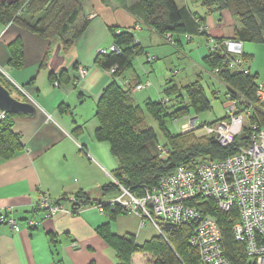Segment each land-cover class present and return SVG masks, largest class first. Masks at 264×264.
Segmentation results:
<instances>
[{
	"label": "crops",
	"instance_id": "0c3cea01",
	"mask_svg": "<svg viewBox=\"0 0 264 264\" xmlns=\"http://www.w3.org/2000/svg\"><path fill=\"white\" fill-rule=\"evenodd\" d=\"M138 3L139 0H125V8L112 0H84L82 16L88 25L66 55L57 42L42 40L11 25L0 26L1 73L25 93V101L36 107L35 116H17L13 122L22 151L0 162V211L10 212L20 224L18 231L0 225V264H117L113 250L96 232L107 223L105 214L85 208L75 215L58 213L45 218L36 210V203L41 193L58 200L81 192L99 203L117 195L103 188L113 182L112 172L118 163L110 154L109 145L94 138L98 128L96 105L103 89L112 82L110 72L94 61L99 50L108 51L113 46L109 28L133 29L141 50L125 75L130 87L151 83L148 90L130 94L136 104L143 99L153 101L154 96L158 101L167 82L176 85L171 80L173 74L159 61L171 60L179 49L143 25ZM183 6L197 16L205 15V10L192 0H183L178 7ZM92 14L96 16L91 17ZM227 15L224 12L221 17H205L210 38L232 37L235 23ZM17 38L22 41L24 53L20 70L7 65V46ZM206 40L205 37V45ZM49 46L52 52L47 66L40 69ZM242 50L245 53L244 45ZM147 57L154 61L146 63ZM77 67L88 70L84 79L78 80ZM62 69L66 70L65 79L59 82V88H53L48 74H59ZM30 219L38 223L35 228L26 226Z\"/></svg>",
	"mask_w": 264,
	"mask_h": 264
},
{
	"label": "trees",
	"instance_id": "16d2710c",
	"mask_svg": "<svg viewBox=\"0 0 264 264\" xmlns=\"http://www.w3.org/2000/svg\"><path fill=\"white\" fill-rule=\"evenodd\" d=\"M83 1L0 0V26L11 25L42 40L57 42L61 53L66 55L75 47L88 25V21L82 16ZM112 1L127 8L124 5L125 0ZM192 1L205 10L204 17L197 16L186 6L178 7L175 0H139L141 21L144 26L163 38L171 34L176 46L180 47L183 37L188 42L198 36L208 38L204 25L205 17L214 14L221 17V14L225 12L235 23L233 35L228 38L229 40L239 41L243 45L264 44V0ZM128 29L109 28L113 47L119 52L108 50L107 54H98L94 61L96 65L107 71L115 68L114 77L125 76L132 69L133 59L142 54L138 42L134 43L136 37L133 30L130 29L128 32ZM211 39L214 42L228 40ZM7 49L8 67L14 70L22 69L24 53L21 39H15L7 46ZM207 51V55L202 60L209 71L218 70L215 77L226 86L225 95L230 94L235 100H238L240 95L252 105L247 125L232 145L221 147L213 138L196 137L193 133L172 134L166 127L168 122H177L191 115L199 116L208 109L200 75L194 82L184 87H177L167 82L160 100L156 102L147 100L145 103V110L157 122L166 146L161 145L155 132L145 126L142 109L134 102L129 92L123 91L114 80L103 89L96 105L95 118L98 128L94 138L98 142H106L109 145L110 154L118 163L117 169L112 172L113 179L130 192L140 193L143 189L152 191L163 176L171 174L180 165L203 160H224L235 154L245 143L250 133V125H256L258 128L264 126V104H259L256 99L257 75L251 72L249 75L235 74L226 68L223 63L224 58L217 54L211 55L208 48ZM51 52L52 48L49 46L39 66L40 69L47 66ZM242 59L247 64L251 57L243 53ZM65 76L66 70L62 69L59 74L50 72L48 80L53 86L55 82L59 83L65 79ZM0 83L7 90L13 88L2 78ZM164 99L167 101L164 102ZM17 116L4 114L3 118L0 117V162L12 159L23 149L20 136L12 129ZM226 119L227 116L220 122ZM159 146L167 149L165 159L159 157ZM118 189L113 182L103 188L104 191L114 192ZM74 198L77 203L72 205L73 210L93 208L102 204L89 199L81 192L75 194ZM67 200L68 197H62L58 199V202ZM196 200L195 205L200 213L212 217L221 228L225 256L235 264H245V248L242 243L234 239L232 234V227L238 221L236 209L227 214L221 213L213 202L201 198ZM36 210L40 211L37 203ZM102 210L103 214L112 220L126 214L108 206H103ZM0 213L6 217H12L10 212L0 211ZM75 214L78 213L74 212L72 215ZM0 225L6 224L0 223ZM163 228L166 238L157 234L141 245L135 243L132 235L121 237L112 234L108 222L98 227L96 232L114 251L117 264H130L132 255L143 253L153 254L156 257L154 264H201L197 248L189 242L190 227L164 225ZM51 239L53 240V237Z\"/></svg>",
	"mask_w": 264,
	"mask_h": 264
},
{
	"label": "built area",
	"instance_id": "2783aa9c",
	"mask_svg": "<svg viewBox=\"0 0 264 264\" xmlns=\"http://www.w3.org/2000/svg\"><path fill=\"white\" fill-rule=\"evenodd\" d=\"M164 39L167 43L173 42L171 34L165 35ZM134 43H137L136 39ZM206 46L211 55L217 54L224 58L223 63L228 70L235 74L249 75L250 69L242 59L241 42L232 39L214 42L209 38ZM109 52L119 51L112 46ZM107 53L104 50L98 51V54ZM146 62L151 63L152 58L146 59ZM114 70L115 68H111L109 71L113 74ZM217 71L216 69L212 73L215 75ZM87 74L86 68L78 67V80L85 78ZM115 81L123 91H127V80L121 81L118 78ZM53 87L58 88L59 83L55 82ZM150 87L151 83L145 81L137 84L134 90L142 91ZM15 88L25 95L19 87ZM238 97V100H235L230 94L226 95L228 112L226 120L208 124L199 122L197 116L191 115L183 119L179 133L211 137L221 147L234 144L247 125L252 110V105L240 95ZM256 99L259 104H264V83L256 84ZM166 101L167 99H164V102ZM3 116L4 113L0 112V117ZM249 127L250 133L245 143L235 154L224 160H203L180 165L171 174L163 176L152 191L143 189L135 194L112 179L119 188L118 195L93 208L103 213V206L111 209L118 206L126 214H140L141 226L151 225L163 238H166L164 225L188 226L191 228L189 242L197 248L201 264H235L225 256L222 232L217 222L212 217L201 214L193 203L197 202V198L209 200L221 213L227 214L236 209L238 221L232 227V234L245 248V264H264V126ZM158 149L160 159H165L167 149L162 146ZM75 203L77 202L74 196L68 197L65 202H58L47 193H41L38 196L37 207L45 218H51L58 213L82 212L83 208L72 209ZM0 223H5L13 231L19 230L20 224L13 217H6L0 213ZM37 225L34 220L26 221V226L30 229Z\"/></svg>",
	"mask_w": 264,
	"mask_h": 264
},
{
	"label": "rangeland",
	"instance_id": "374dc122",
	"mask_svg": "<svg viewBox=\"0 0 264 264\" xmlns=\"http://www.w3.org/2000/svg\"><path fill=\"white\" fill-rule=\"evenodd\" d=\"M182 2L183 0H175L177 6H179ZM93 15L96 16L95 14H92L91 17ZM211 34L214 33L211 32ZM181 40H182V44L180 47L176 46V43L174 41L172 43L166 42L168 45H173L174 47L179 49V52L178 54L173 56L171 60L165 62L159 61V64L164 66L166 68V71L168 70L169 74L171 73L173 74L171 80L173 83L177 85V87H184L191 84L197 79V76L200 75L202 77L200 83L203 92L205 94V97L208 101V109L200 113L199 116H197V119L199 122H205L208 124L220 121L228 115L227 101L225 98L226 96L225 94L227 93V88L223 83H221L219 80L216 79L212 71H209L208 67L202 61V58L208 53L207 46L205 45V37L204 36L194 37L190 42H188L185 39V37H183ZM244 51L247 55L251 57V60L247 63V65L249 66V68H251L252 74L257 75V83H264V44L246 43L244 44ZM148 58H152V57H147L146 59ZM153 61L154 59L152 58V62ZM199 66L201 67V69L199 68ZM111 76H112V81L113 80L115 81V79L118 78L121 81H125V80L128 81V85H127L128 88L127 91L125 92H129L130 94L132 92H137V93L141 92L134 90L137 84H135L133 87H130L129 79H127L125 76L114 77L113 74H111ZM0 78L6 80L1 73V70H0ZM12 87L13 88L8 89L12 94V96H14L19 101L26 99V95H22L21 93L18 92V90L14 86ZM153 98L154 100L152 102H156L157 101L156 97L154 96ZM145 100L143 99V101L138 104L141 107L142 112L144 114V124L145 126L151 128L155 132L158 142L161 145L166 146L165 139L163 138V136L159 131L157 122L154 119H152L148 115V112L145 110L144 107L146 103ZM183 122H184L183 119L177 122H168L166 127L169 129V131L172 134L179 133L178 131L179 127L183 124ZM195 136L207 137V136H197V135ZM118 193L119 191H117V195ZM194 206L196 207V205ZM115 208L125 213V211H123L120 207L117 206ZM105 218L107 219V216H105ZM141 220L142 217L140 216V214H136V215L125 214V215L117 216L116 220L108 219L107 222L109 223V229L112 234L121 237L132 235L135 238L134 239L135 243L141 245L144 242L151 239L153 236L157 235L156 231L153 229L151 225L144 224L143 226H141ZM137 255H139V258H136ZM155 260L156 257L153 254H149V253L135 254L132 255L130 264H154Z\"/></svg>",
	"mask_w": 264,
	"mask_h": 264
},
{
	"label": "water",
	"instance_id": "95a60500",
	"mask_svg": "<svg viewBox=\"0 0 264 264\" xmlns=\"http://www.w3.org/2000/svg\"><path fill=\"white\" fill-rule=\"evenodd\" d=\"M0 112L4 114H13L18 116H35V106L26 101H19L9 90L0 83Z\"/></svg>",
	"mask_w": 264,
	"mask_h": 264
}]
</instances>
